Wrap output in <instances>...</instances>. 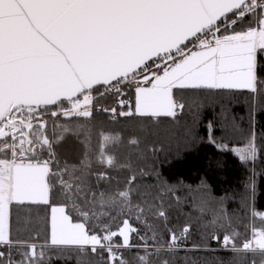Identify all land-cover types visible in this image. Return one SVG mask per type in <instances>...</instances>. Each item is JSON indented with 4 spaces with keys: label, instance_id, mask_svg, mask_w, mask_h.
Returning a JSON list of instances; mask_svg holds the SVG:
<instances>
[{
    "label": "snow or ice",
    "instance_id": "1",
    "mask_svg": "<svg viewBox=\"0 0 264 264\" xmlns=\"http://www.w3.org/2000/svg\"><path fill=\"white\" fill-rule=\"evenodd\" d=\"M237 93L252 112L247 144L232 151L255 165L264 0H0V264H171L179 250L209 251L184 243L190 223L168 226L174 189L137 179L136 161L159 146L96 116L158 125L190 107L185 97ZM69 141L75 156L62 151ZM246 208L239 223L221 212L208 239L264 264V211Z\"/></svg>",
    "mask_w": 264,
    "mask_h": 264
},
{
    "label": "trees",
    "instance_id": "2",
    "mask_svg": "<svg viewBox=\"0 0 264 264\" xmlns=\"http://www.w3.org/2000/svg\"><path fill=\"white\" fill-rule=\"evenodd\" d=\"M190 107L173 120L161 117L158 125L140 127L110 119L107 114L96 116V122L105 131L140 136L150 144H157L160 150L146 154L136 163L143 175L137 179L153 190L160 181L174 189L175 199L165 200L169 212L168 226L179 230L190 223L192 232L184 243L204 245L209 251L186 253L179 250L169 256L171 264H246L241 258H230L215 242L208 239L212 221L221 212L234 216L237 223L248 219L246 202L257 211H264V158L255 165L240 161L232 149H242L247 144V132L252 112L251 97L247 94H206L185 97ZM256 130L264 135V115L256 113ZM211 124V129H209ZM217 143H225L228 151H221L209 142V136ZM69 156L78 154L79 146L69 141L62 149ZM126 149L118 155H126ZM255 191L251 193L249 185ZM159 227V226H158ZM242 227V226H241ZM162 242L167 239V228L160 227ZM215 251H212V250ZM53 264H61L53 261ZM259 264V262H258Z\"/></svg>",
    "mask_w": 264,
    "mask_h": 264
}]
</instances>
